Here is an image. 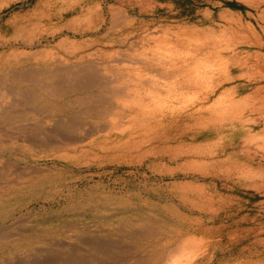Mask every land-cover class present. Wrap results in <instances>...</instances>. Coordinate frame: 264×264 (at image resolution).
<instances>
[{"label": "rangeland", "instance_id": "374dc122", "mask_svg": "<svg viewBox=\"0 0 264 264\" xmlns=\"http://www.w3.org/2000/svg\"><path fill=\"white\" fill-rule=\"evenodd\" d=\"M247 9L242 0H0L2 89L36 92L12 75L38 73L43 82L66 66L96 64L124 89L108 102L122 112L101 118L77 117L43 92L42 115L0 114V264H63L82 255L166 264L191 240L199 249L187 264H264V150L241 146L247 113L232 118L208 108L244 80L223 84L204 103L184 100L192 87L177 88L182 69L206 60L203 45L193 50L197 40L212 26L221 38L223 13ZM146 60L157 72L155 94L146 93ZM125 71L149 82H130ZM252 86H239L236 98ZM133 91L145 101L124 104ZM30 105L0 95L7 111ZM92 241L107 244L110 257Z\"/></svg>", "mask_w": 264, "mask_h": 264}, {"label": "bare ground", "instance_id": "6f19581e", "mask_svg": "<svg viewBox=\"0 0 264 264\" xmlns=\"http://www.w3.org/2000/svg\"><path fill=\"white\" fill-rule=\"evenodd\" d=\"M242 1H244L248 6V9L245 12L235 13V12H232L231 10L230 11L227 10L223 13L222 17H223L224 23L220 31V33L223 34L221 38L217 37L218 30H216L215 26H212L209 28V35L206 40H199V39L197 40L199 41V44L197 48L193 50L198 52L201 49L199 45H203V47L205 48L207 52L206 60L204 62L197 61L193 66H190L186 68L185 70L182 69V71L180 72L182 76L181 78L182 80L177 81V88L180 89V87L183 88L185 86L186 88L187 86L192 87L191 93L186 95L184 97V100L195 98L199 102L204 103V102H207L210 95L213 94L218 87L222 86L223 84L232 82L235 79H243L244 82H242V84L240 83L234 84L233 86H230L229 88H225L220 93H218L215 96V98L211 102H209L208 108L213 113L218 111V112L223 113L224 116L232 117V118L236 116H243L245 113H247L251 117V123H250L251 127L247 131L245 136H243L241 140V146L246 149L250 147H254V148H261L264 150V0H242ZM173 35L177 41L181 40L182 38L180 34H173ZM171 44L172 43H169L168 46ZM193 50H192V53H195ZM217 56H219L218 59H215ZM119 63L121 62L119 61ZM142 63H144V69H147L150 72L149 78H150L152 88L151 89L148 88L149 90H147L146 93H149V94L158 93L160 90H158L159 88L156 87L157 84L155 82L156 81L155 76L157 72L153 71L154 69L153 63L147 60ZM99 66L96 64L92 66L91 68H84V69L83 68L69 69V68H66L67 67L66 66L65 69L62 71H54V74H52V76L47 75L46 77L49 78V80L43 79L44 80V81L42 80L43 82H41L42 78H40V75H37L38 73L37 74L36 73L34 74H30V73L18 74L17 73V75H12L13 82L18 83L21 80V78H23L25 80H28L30 83L36 84L39 90L35 92L33 90L24 89L20 92H12L7 89L6 90L2 89V86L0 85V95L1 96L3 95L4 97H11L13 101H19V102L25 101L31 104L30 106L13 108L10 111H7L6 108L4 109L3 107L0 106V114L2 116L6 113H9L16 117H24L29 113H37L39 115H42L45 110L42 106L37 104L40 102L44 103L41 98L42 94L40 92L49 94L50 96L58 100L62 99L63 103L62 102L61 103L66 106H71L72 109L70 110V112L77 117L78 116H89V117L101 118L102 116L108 114L109 112L117 111V113H121L122 112L121 109L119 108L117 109L115 105L113 106L111 103L108 104V102L110 100V97L112 96L118 97L119 95L123 94L124 89L118 88L117 86L114 88L113 86L117 85L116 83L114 85L113 83L114 79L101 77L100 76L102 75L101 72L103 73L104 71L102 69L101 71ZM234 70H236L237 72L233 74ZM122 74L123 75L121 76L126 77L128 81L133 82V83L135 82L140 83L143 79L139 71H137L134 75H132L130 72H127V71H125ZM61 75H67L66 77L68 80L65 81L66 77L64 76L65 79H63L61 78ZM144 79L147 80V78H144ZM128 81L126 82L129 84L130 82ZM137 83L134 84L133 86L134 87L135 85L137 86L138 85ZM243 84H246V85L253 84L252 90L247 95H245L243 98H236V92L239 89L238 87ZM174 85L175 83L173 84V87L172 88L169 87L168 90L169 91L174 90ZM141 87H145V85L144 86L141 85ZM24 88H25V85H24ZM85 91H88V93L84 94ZM126 94L127 95L124 96L126 97L125 98L126 100L123 101L124 104L126 102L141 104L142 102L145 101V98L143 97L144 94L142 96V94H140L137 91L129 92ZM65 97L67 98L65 99ZM163 103L159 102L157 106L161 108ZM110 104L112 106H110ZM138 106L141 107L140 105ZM148 116H150V114H146L142 118L144 119V118H147ZM257 122H261L262 125L259 130H256V132H253L252 130L254 126L257 124ZM36 124L40 125V123H36ZM77 124L79 123L76 121H73L67 124L65 123L63 125L57 123L56 127L57 128L61 126L72 127V126H77ZM79 126H82V125H79ZM30 140H32V137L30 138ZM71 141H76V139H72ZM93 241L90 244L92 249H95L96 251L103 253V255L110 257L109 247L107 244H103L104 242L98 243V242H93ZM198 249L199 248H198L197 242L192 241V240L188 241L183 246L180 247V250L177 254H174V256H172L171 258L167 260L166 264H187L193 259L195 255H197ZM122 253H126V251L124 250L122 251ZM63 255L65 256V254ZM111 259L112 260L110 261L109 260H103V261L95 260L94 261L93 258L91 259L87 255H82L78 257L76 261L74 262H70V260L66 259L65 262H63V264H127L128 259H130V257L129 256L128 257H118L117 256L116 258L112 257ZM54 262L55 261L51 263L47 262L46 264H54ZM130 263L134 264L136 262L134 261Z\"/></svg>", "mask_w": 264, "mask_h": 264}, {"label": "crops", "instance_id": "0c3cea01", "mask_svg": "<svg viewBox=\"0 0 264 264\" xmlns=\"http://www.w3.org/2000/svg\"><path fill=\"white\" fill-rule=\"evenodd\" d=\"M211 13V12H210Z\"/></svg>", "mask_w": 264, "mask_h": 264}]
</instances>
